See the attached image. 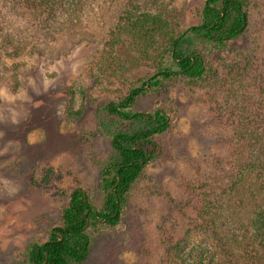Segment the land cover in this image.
Returning <instances> with one entry per match:
<instances>
[{
  "label": "rangeland",
  "instance_id": "1",
  "mask_svg": "<svg viewBox=\"0 0 264 264\" xmlns=\"http://www.w3.org/2000/svg\"><path fill=\"white\" fill-rule=\"evenodd\" d=\"M109 1L90 0L89 5H83L75 31L59 41L35 38L18 57L0 51V264H24L26 249L46 241L50 231L59 227L62 210L75 186L93 198L94 210L100 202L101 165L116 154L112 136L129 128V122L109 115L105 106L120 102L130 89L139 87L138 80L153 71L152 58L159 51L158 45H149V40L140 41L124 33L113 38L112 33L124 23L127 11L132 13L138 7L148 10L157 0ZM162 1L165 5L153 9L166 18H178L177 34L197 24L196 13L207 0H178L174 6L169 0ZM246 2L252 21L232 44L243 49L260 44L258 49L263 50L264 0ZM256 24H260L261 33L256 32ZM254 85L259 86L258 82ZM184 89L179 79L167 81L156 92L129 105L131 112L160 110L168 117V130L154 140L156 158L144 166L137 186L140 200L149 203L147 207L140 203L144 214L136 213L132 206L117 227L94 232L88 257L81 264H161L164 251L158 244L160 239L144 234L156 230L155 222L148 220H158V209L169 205L166 192L172 186L174 170L184 168L187 172L184 165L189 158L201 161L203 155L221 150L214 143L217 131L207 134L204 129L207 120L202 92H194L192 99ZM50 170L61 178L44 189L40 179ZM247 179L240 186L232 217L227 212L221 220L222 235L234 247L239 246L234 237L244 244V232L239 230L244 220L264 211L261 181L254 176ZM182 229L180 221L175 231ZM207 247L211 241L203 234L192 236L180 246V257L187 264H200L188 253L203 251L206 264ZM219 259L215 257L214 264Z\"/></svg>",
  "mask_w": 264,
  "mask_h": 264
},
{
  "label": "trees",
  "instance_id": "2",
  "mask_svg": "<svg viewBox=\"0 0 264 264\" xmlns=\"http://www.w3.org/2000/svg\"><path fill=\"white\" fill-rule=\"evenodd\" d=\"M89 1L0 0V51L18 57L35 38L59 41L75 31L80 8L89 5ZM175 1L178 0H169L170 6ZM154 3L145 11H140V7L132 13L127 11L124 23L112 31L113 38L124 33L140 41L149 40V45H158L159 51L152 58L153 71L138 80L139 87L130 89L120 102L105 106L109 115L129 122V128L112 136L111 146L116 154L101 165L100 202L93 210V198L80 186L72 188L59 227L52 229L43 243H33L26 249L24 264H81L88 257L94 232L117 227L132 206L136 213L144 214L137 186L146 163L156 158L154 140L168 130L169 122L165 111L139 113L128 107L136 98L154 93L165 82L176 79L191 98L194 92H202L206 110L203 116L207 120L204 129L207 134L209 130L217 131L214 143L221 150L203 155L201 161L189 158L184 165L187 172L184 168L174 170L172 186L166 192L169 205L158 209V220H148L155 222L156 230H149L144 237L153 234L160 239L158 244L164 251L161 264H187L180 257V246L199 234L211 241V247L204 250L206 264H214L217 256L218 264H264V211L247 217L240 225L244 244L234 237L238 247L222 235L221 221L227 212H231V217L235 212L232 207L239 198L240 186L249 180L247 177L260 180L264 190V49L259 50L260 44L254 49L232 44L252 21L247 2L207 0L196 13L197 24L177 34L174 30L178 18L156 14L153 8L165 3ZM259 25H255L257 33H261ZM147 81L149 86L144 89ZM49 172L40 179L44 189L61 178L52 170ZM248 195L255 198L252 193ZM148 203L142 201L146 207ZM180 221L183 229L177 232ZM188 255L203 264L206 254L191 250Z\"/></svg>",
  "mask_w": 264,
  "mask_h": 264
},
{
  "label": "water",
  "instance_id": "3",
  "mask_svg": "<svg viewBox=\"0 0 264 264\" xmlns=\"http://www.w3.org/2000/svg\"><path fill=\"white\" fill-rule=\"evenodd\" d=\"M148 86H149V81L146 82V86L144 87V89H147ZM118 182H119V178H117V183H118ZM93 210H94V208H93ZM87 225H88V221H86V225H85L84 229L87 228Z\"/></svg>",
  "mask_w": 264,
  "mask_h": 264
},
{
  "label": "flooded vegetation",
  "instance_id": "4",
  "mask_svg": "<svg viewBox=\"0 0 264 264\" xmlns=\"http://www.w3.org/2000/svg\"><path fill=\"white\" fill-rule=\"evenodd\" d=\"M147 163H148V162H147ZM147 163H146V164H147ZM103 222H104V221H101V223H103Z\"/></svg>",
  "mask_w": 264,
  "mask_h": 264
}]
</instances>
